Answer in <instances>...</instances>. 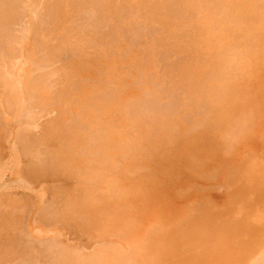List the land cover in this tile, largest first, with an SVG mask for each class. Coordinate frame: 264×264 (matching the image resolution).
<instances>
[{"label":"rangeland","instance_id":"1","mask_svg":"<svg viewBox=\"0 0 264 264\" xmlns=\"http://www.w3.org/2000/svg\"><path fill=\"white\" fill-rule=\"evenodd\" d=\"M2 1L0 264L258 263L264 0Z\"/></svg>","mask_w":264,"mask_h":264},{"label":"bare ground","instance_id":"2","mask_svg":"<svg viewBox=\"0 0 264 264\" xmlns=\"http://www.w3.org/2000/svg\"><path fill=\"white\" fill-rule=\"evenodd\" d=\"M0 1H2V0H0ZM5 1H6V0H5ZM5 1H2V2H4V3H7V2H8V0H7L6 2H5ZM11 1H12V0H11ZM15 1H16V0H14L13 2H15ZM17 1H18V0H17ZM20 1H21V0H20ZM51 1H52V0H51ZM57 1H58V0H57ZM75 1H76V0H75ZM82 1H83V0H82ZM82 1H81V2L78 1L79 4L81 3V5H82V3H84V1H83V2H82ZM9 2H10V0H9ZM24 2H25V1H24ZM33 2H34V1H33ZM53 2H54V1H52V5L54 4ZM55 2H56V1H55ZM59 2H60V1H59ZM59 2H56V3H59ZM85 2L87 3L88 1L85 0ZM19 3H20V2H19ZM19 3L17 2V5H16V2H15V4L11 2V5H9L10 3H7V4L9 5V7L12 6V4H13V6H14V8H15V5L18 6ZM49 3H50V2H49ZM37 4H38V3H37ZM60 4H62V3H59L58 5H60ZM125 5H126V4H125ZM1 6H3V3H2ZM5 6H7V5H5ZM48 6H49V5H48ZM122 6H123V5H122ZM195 6H196V5H195ZM19 7H20V6H18L17 8H19ZM39 7H40V6H39ZM39 7H37V8H39ZM49 7H50V9H51V7L53 8L54 6H51V4H50ZM89 7H90V6H89ZM171 7H172V6H171ZM12 8H13V7H12ZM109 8H110V7H109ZM120 8H121V6H120ZM32 9H33V8H32ZM34 9H36V8H34ZM34 9H33V10H34ZM42 9H43V8H42ZM47 9H48V7H47ZM47 9H46V10H47ZM56 9H57V8H56ZM74 9H75V8H74ZM114 9H116V8L114 7ZM118 9H119V8H118ZM3 10H4V9H3ZM5 10H6V7H5ZM5 10H4V13L7 12V10H6V12H5ZM85 10H86V12H85V11H84V12L87 13V12H88V9L86 8ZM93 10H94V9H93ZM36 11H38V10H36ZM94 11H95V10H94ZM124 11H125V10H124ZM2 12H3V11H2ZM2 12H1V13H2ZM19 12H20V11H18V13H19ZM34 12H35V11H34ZM95 12H96V11H95ZM1 13H0V15L2 16V14H3V18H7V16L9 15V13H7V14H8L7 16H5L4 13H2V14H1ZM15 13H16V12H15ZM36 13H37V12H36ZM42 13H43V12H42ZM48 13H49V12H48ZM50 13H51V12H50ZM76 13H77V12H76ZM82 13H83V12H82ZM111 13H112V12H111ZM39 14H40V13H39ZM39 14H38V15H39ZM52 14H53V13H52ZM123 14H124V13H123ZM10 15H12V14L10 13ZM10 15L8 16V18H10ZM16 15H17V13H16ZM49 15H50V14H49ZM49 15H46V16H49ZM54 15H55V14H54ZM1 16H0V18H1ZM4 16H5V17H4ZM33 16H34V15H33ZM112 16H114V15H112ZM122 16H123V15H122ZM192 16H193V15H192ZM11 17H12V16H11ZM56 17H57V16H56ZM58 17H59V16H58ZM125 17H126V16H125ZM16 18H18V16H17ZM22 18H23V17H22ZM48 18H49V17H48ZM45 19H47V17H45ZM1 20H2V18H1ZM4 20H5V19H4ZM4 20L2 21L3 24H4V22H5ZM12 20H13V19H12ZM25 20H26V19H25ZM47 20H48V19H47ZM73 20H74V19H73ZM107 20H108V19H107ZM48 21H49V20H48ZM131 21H132V20H131ZM16 22H17V21H16ZM23 22H24V21H23ZM46 22H47V21H46ZM49 22H50V21H49ZM132 22H133V21H132ZM134 22H135V21H134ZM61 23H62V22H61ZM105 23H107V22H105ZM0 24H1V23H0ZM3 24H2V25H3ZM73 24H74V23H73ZM2 25H1V27L4 26V25H3V26H2ZM46 25H47V24H46ZM68 25H69V24H68ZM79 25H80V24H79ZM133 25H134V24H133ZM51 26H52V25H51ZM9 27H10V26H9ZM52 27H53V26H52ZM77 27H78V26H77ZM77 27H76V28H77ZM137 27H138V26H137ZM249 27H250V26H249ZM5 28H7V26H6ZM45 28H46V27H45ZM70 28H71V27H70ZM73 28H74V27H73ZM23 29H24V28H23ZM46 29H47V28H46ZM110 29H111V28H110ZM48 30H49V28H48ZM65 30H66V29H65ZM70 30H71L70 32H72V28H71ZM79 30H80V29H79ZM79 30H78V31H79ZM2 31H3V30H2ZM7 31H8V29H7ZM73 31H74V29H73ZM93 31H94V30H93ZM134 31H135V30H134ZM87 32H88V31H87ZM0 33L3 34L2 32H0ZM82 33H83V32H82ZM93 33H94V32H93ZM119 33H120V32H119ZM141 33H142V32H141ZM251 33H252V32H251ZM129 34H130V33H129ZM60 35H61V34H60ZM60 37H61V36H60ZM68 37H69V36H68ZM68 37H67V38H68ZM128 37H129V36H128ZM242 37H243V36H242ZM1 38H2V37H1ZM4 39H5V37H4ZM7 39H8V38H7ZM81 39H82V38H81ZM133 39L135 40L134 37L132 38V40H133ZM138 39H139V38H137V40H138ZM48 40H49V39H48ZM76 41H77V40H76ZM80 41H81V40H80ZM161 42H162V41H161ZM166 42H167V41H166ZM43 43H44V42H43ZM65 43H66V42H65ZM78 43H79V39H78ZM85 43H87V42H85ZM39 44H40V43H39ZM70 44H71V43H70ZM46 45H48V44H46ZM97 45H98V44H97ZM53 46H54V45H53ZM56 46H57V45H56ZM56 46H55V47H56ZM72 46H73V45H72ZM75 46H76V43H75ZM55 47H54V48H55ZM39 48H40V47H39ZM86 48H87V47H86ZM42 49H43V48H42ZM47 49H48V48H47ZM74 49H75V48H74ZM83 49H85V48H83ZM71 50H72V49H71ZM71 50H70V51H71ZM86 50H87V49H86ZM20 51H21V50H20ZM20 51H19V52H20ZM44 51H45V50H44ZM49 52H50V51H49ZM52 53H53V52H52ZM59 53H60V52H59ZM59 53H58V55H59ZM81 53H82V52H81ZM253 53H254V52H253ZM255 53H256V52H255ZM26 54H27V53H26ZM48 54H51V53H48ZM60 54H61V53H60ZM11 55H12V54H11ZM28 55H29V54H27L26 56H28ZM55 55H56V54H55ZM55 55H54V56H55ZM45 56H46V55H45ZM45 56H44V57H45ZM52 56H53V54H52ZM54 56H53V57H54ZM56 56H57V55H56ZM9 58H10V57H9ZM13 58H14V57H13ZM36 58H37V57H36ZM0 59H2V58H0ZM3 61H4V60H3ZM7 62H8V61H7ZM47 62H48V59H47ZM22 63H23V62H22ZM24 63H25V62H24ZM14 64H15V63H14ZM6 65H7V64H6ZM5 67H6V66H5ZM58 67H59V66H58ZM3 68H4V67H3ZM18 69H19V68H18ZM54 70H56V69L54 68ZM18 72H19V71H18ZM52 73H53V72H52ZM11 75H12V74H11ZM20 76H21V75H20ZM20 79H21V78H20ZM21 81H22V80H21ZM9 83H11V82H9ZM12 83H13V82H12ZM20 87L22 88V86H20ZM2 90H3V89H2ZM7 90H8V89H7ZM13 90H14V89H13ZM20 90H21V89H20ZM11 91H12V90H11ZM8 92H9V91H8ZM28 92H29V91H28ZM10 93H11V92H10ZM10 93H9V94H10ZM26 93H27V92H26ZM3 95H4V94H3ZM4 97H5V96H4ZM10 97H11V95H10ZM25 97H26V96H25ZM26 98H27V97H26ZM10 100H11V99H10ZM14 102H15V101H14ZM12 103H13V102H12ZM5 104H6V103H5ZM19 104H20V103H19ZM6 105H7V104H6ZM169 105H170V104H169ZM19 106H20V105H19ZM174 106H175V105H174ZM15 108H16V107H15ZM18 108H19V107H18ZM9 109H10V108H9ZM37 109H38V108H37ZM17 110H18V109H17ZM17 110H16V111H17ZM2 111H3V110H2ZM30 111H31V110H30ZM146 111H147V110H146ZM18 112H19V111H18ZM10 114H11V113H10ZM23 115H24V114H23ZM59 117H60V116H59ZM95 119H96V118H95ZM88 123H89V122H88ZM88 125H89V124H88ZM62 130H63V129H62ZM61 132H62V131H61ZM61 132H60V133H61ZM100 134H103V133H100ZM43 135H45V134L43 133ZM17 136H18V135H17ZM97 138H98V137H97ZM99 138H100V137H99ZM94 139H95V138H94ZM69 146H70V145H69ZM67 147H68V146H67ZM85 148H86V147H85ZM69 149H70V148H69ZM83 149H84V148H83ZM23 150H24V149H23ZM18 151H19V150H18ZM19 152H20V151H19ZM16 153H17V152H16ZM25 153H26V152H25ZM51 154H52V153H51ZM24 155H25V154H24ZM18 156H19V155H18ZM50 156H51V155H50ZM57 158H58V157H57ZM33 159H34V158H33ZM37 159H38V158H37ZM44 159H45V157H44ZM39 161H40V160H39ZM53 161H54V160H53ZM35 164H36V163H35ZM38 165H39V164H38ZM42 165H43V164H42ZM48 167H49V166H48ZM58 167H59V166H58ZM50 171H51V169H50ZM39 172H40V171H39ZM47 179H48V178H47ZM247 211H249L250 213H253V214L255 215V211H253V210H251V209H249V208L247 209ZM237 222H240V220H237ZM254 223H256V220H254ZM250 229H257V228L252 227V228H250ZM253 232H254V231H253ZM259 256H260V255H259ZM259 256H258V257H259ZM229 257H232V256H231V253L228 254V258H229ZM262 257H263V256H262ZM256 258H257V257H256V255H255L253 258L248 259V260H244V259H241V258H238V257H237V258H232V259H229V260L227 259V260H228L227 264H239V263H240V264H241V263H246V264H247V263H250V262H251V264H255V263H256V264H264V257H263V258L259 257V259H257V261L259 260L258 263L255 262V261H256ZM260 258H261L262 260H261ZM254 259H255V260H254ZM249 261H250V262H249ZM254 262H255V263H254Z\"/></svg>","mask_w":264,"mask_h":264}]
</instances>
